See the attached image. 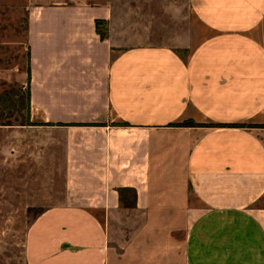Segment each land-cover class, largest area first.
<instances>
[{"label":"crops","instance_id":"crops-1","mask_svg":"<svg viewBox=\"0 0 264 264\" xmlns=\"http://www.w3.org/2000/svg\"><path fill=\"white\" fill-rule=\"evenodd\" d=\"M189 4V51L119 43L104 4L29 8L20 125L57 135L63 191L27 264H264V0Z\"/></svg>","mask_w":264,"mask_h":264},{"label":"rangeland","instance_id":"rangeland-1","mask_svg":"<svg viewBox=\"0 0 264 264\" xmlns=\"http://www.w3.org/2000/svg\"><path fill=\"white\" fill-rule=\"evenodd\" d=\"M75 2L108 6L109 26L122 44L186 47L189 51L209 33L191 12L189 0H0V95L9 89V98L0 105V123H12L0 124V264H27L30 224L47 207L62 202L63 151L56 145L57 135L45 133L43 138L39 131L21 126L25 109L10 116L9 99H16L13 91L26 80L28 10L40 4ZM261 26L264 42V23ZM50 138L52 147L47 144Z\"/></svg>","mask_w":264,"mask_h":264},{"label":"trees","instance_id":"trees-1","mask_svg":"<svg viewBox=\"0 0 264 264\" xmlns=\"http://www.w3.org/2000/svg\"><path fill=\"white\" fill-rule=\"evenodd\" d=\"M101 23L103 24V21H101V20H96L95 21L96 30H97L100 38L103 39L105 37V33L102 32L101 29L99 28V24H101ZM26 75H27L26 85L24 87H18V89L15 88V87H12V89H14V88L16 89L13 92H14V94L17 97L13 101H10V99H9V103H10L9 107H11L10 109L13 110V113H11L10 116L12 114H15L14 112L18 113L20 110H23V109L26 110L24 121L21 122L20 124H30L28 119H27V117H26V116H28L29 102H30V87H29L30 68H29V62L28 61H27ZM23 88H24V91H21V90H23ZM18 95H19V97H18ZM7 98H9V89H4L2 91V94L0 95V105L3 104V103H6ZM2 108L4 109V108H6V106H3ZM8 117H6V118H8ZM1 118H2V112H0V119ZM0 124H2V125H11L12 123H10V121H5V122L0 123ZM192 124H193L192 121H186V122L182 123V125H184V126H190ZM124 190H126V189H123L121 191H124ZM126 191H129L128 194H127V199L125 201L127 203V202L131 201V199H129V197L133 196L134 194H132L130 189H128Z\"/></svg>","mask_w":264,"mask_h":264}]
</instances>
